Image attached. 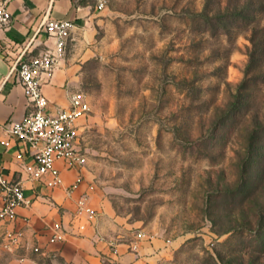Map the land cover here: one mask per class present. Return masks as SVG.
I'll return each mask as SVG.
<instances>
[{
    "label": "rangeland",
    "instance_id": "374dc122",
    "mask_svg": "<svg viewBox=\"0 0 264 264\" xmlns=\"http://www.w3.org/2000/svg\"><path fill=\"white\" fill-rule=\"evenodd\" d=\"M100 1L75 90L101 232L159 238L164 264H264V0ZM47 243L0 264H65Z\"/></svg>",
    "mask_w": 264,
    "mask_h": 264
},
{
    "label": "crops",
    "instance_id": "0c3cea01",
    "mask_svg": "<svg viewBox=\"0 0 264 264\" xmlns=\"http://www.w3.org/2000/svg\"><path fill=\"white\" fill-rule=\"evenodd\" d=\"M8 3L11 24L0 38V171L11 179L21 180L27 196L34 201L29 208H18L20 226L25 232L22 247L32 250L34 247H46L54 225L62 223L68 231L67 239L56 243L53 248L65 264H104L106 260L115 264H164L166 251L159 238L125 241L115 234H110L114 237H106L98 220L95 225H90L75 216L77 198L83 192H90L86 168L83 182L72 195H68L67 188L74 181L76 171L59 162L64 183L48 188L33 180L29 174L34 158L28 144L6 130L10 122L22 120L28 112L27 98L13 66L16 57L26 50L30 39L34 40V44L26 50L27 55L37 54L46 45L52 44L42 27L45 18L75 22L74 39L67 55L51 80L43 85L50 101V111L70 106L80 66L76 61V48L83 38L92 34V22L100 13L99 0H9ZM44 78L49 79L47 76ZM77 124L79 132L83 121L80 119ZM90 203L95 207L93 198ZM112 241L117 244L118 255L111 251L109 244ZM3 257L4 250L0 248V259Z\"/></svg>",
    "mask_w": 264,
    "mask_h": 264
},
{
    "label": "built area",
    "instance_id": "2783aa9c",
    "mask_svg": "<svg viewBox=\"0 0 264 264\" xmlns=\"http://www.w3.org/2000/svg\"><path fill=\"white\" fill-rule=\"evenodd\" d=\"M9 0H0V38L3 31L11 24ZM102 9L103 1L98 4ZM42 27L52 41L37 54H26L34 44L30 39L26 50L16 57L14 70L17 72L28 102V112L20 121H12L6 127L8 134L28 144L34 163L29 167L31 178L48 188H55L64 183L59 162L75 169L76 176L67 188L72 195L84 180V170L88 164V155L78 142V121L91 112V103L81 91H74L70 96L68 108L50 111V101L43 91V85L49 82L61 61L67 55L73 41L75 22L69 19L45 18ZM44 76L49 79L46 80ZM33 200L26 194L21 180H14L0 171V244L8 250L22 247L25 238L23 226H20L19 207L29 208ZM75 216L86 223L95 225L99 212L92 206L88 192L77 198ZM68 231L62 223L54 225L49 238L51 244L67 239ZM139 236L146 238V234ZM149 239V237H147ZM114 255H118L117 244L110 242Z\"/></svg>",
    "mask_w": 264,
    "mask_h": 264
}]
</instances>
